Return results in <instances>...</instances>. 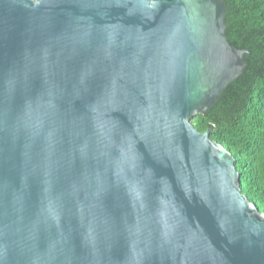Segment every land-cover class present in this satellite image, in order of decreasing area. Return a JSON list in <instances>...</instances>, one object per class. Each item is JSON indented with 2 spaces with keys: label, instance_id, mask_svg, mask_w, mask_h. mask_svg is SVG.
I'll return each instance as SVG.
<instances>
[{
  "label": "water",
  "instance_id": "1",
  "mask_svg": "<svg viewBox=\"0 0 264 264\" xmlns=\"http://www.w3.org/2000/svg\"><path fill=\"white\" fill-rule=\"evenodd\" d=\"M221 0H0V264H264V214L190 122L244 67Z\"/></svg>",
  "mask_w": 264,
  "mask_h": 264
},
{
  "label": "trees",
  "instance_id": "2",
  "mask_svg": "<svg viewBox=\"0 0 264 264\" xmlns=\"http://www.w3.org/2000/svg\"><path fill=\"white\" fill-rule=\"evenodd\" d=\"M225 36L245 50L241 74L190 122L234 157L241 193L264 214V0H221Z\"/></svg>",
  "mask_w": 264,
  "mask_h": 264
}]
</instances>
